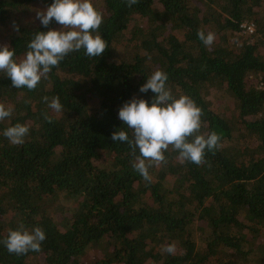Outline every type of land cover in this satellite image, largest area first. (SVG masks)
Listing matches in <instances>:
<instances>
[{
  "label": "trees",
  "instance_id": "obj_1",
  "mask_svg": "<svg viewBox=\"0 0 264 264\" xmlns=\"http://www.w3.org/2000/svg\"><path fill=\"white\" fill-rule=\"evenodd\" d=\"M52 2L0 0V46L19 61L35 32L61 30L36 18ZM91 2L103 15L101 57L70 53L33 91L0 72V104L13 110L0 121V241L21 223L46 234L40 252L0 243V264H264V0ZM243 21L254 32L235 43ZM201 30L215 34L211 46ZM156 70L202 110L200 134L220 141L199 166L170 146L145 181L111 137L121 128L131 138L119 109L134 97L151 104L139 88ZM45 96H59L62 112ZM17 123L29 128L21 145L3 135Z\"/></svg>",
  "mask_w": 264,
  "mask_h": 264
},
{
  "label": "clouds",
  "instance_id": "obj_2",
  "mask_svg": "<svg viewBox=\"0 0 264 264\" xmlns=\"http://www.w3.org/2000/svg\"><path fill=\"white\" fill-rule=\"evenodd\" d=\"M127 6L139 0H124ZM36 18L44 28L53 20L62 25L59 31H37L27 44L28 51L19 61L15 51L8 45L0 46V72L11 79L13 87L36 89L42 78L54 67H59L70 53H83L88 58L101 57L108 45L99 34L103 15L94 8L91 0H53ZM19 32V26L14 24ZM205 46H211L214 33L197 32ZM168 76L162 70L154 71L140 88L141 93L149 90L154 94L151 104L141 98H132L119 109L118 117L131 130V138L125 130H116L111 139L128 144L134 156L133 168L145 181H151L149 167L165 161L164 153L171 148L179 153L182 162L196 165L205 163V152H214L219 147L220 136L216 132L200 134L202 110L187 95L174 96L167 87ZM48 108L56 113L63 110L59 96L43 97ZM12 109L0 104V121L11 117ZM46 120L51 122L45 114ZM27 125L15 124L4 130L3 135L13 145H21L28 135ZM137 150L139 154L137 155ZM46 239L43 229L28 230L21 223L16 230H9L0 241L10 254L22 255L29 251L40 252ZM168 254L175 253V244L163 248Z\"/></svg>",
  "mask_w": 264,
  "mask_h": 264
},
{
  "label": "built area",
  "instance_id": "obj_3",
  "mask_svg": "<svg viewBox=\"0 0 264 264\" xmlns=\"http://www.w3.org/2000/svg\"><path fill=\"white\" fill-rule=\"evenodd\" d=\"M254 32V25L251 22L243 21L239 24L238 33L244 35L245 37L250 38ZM249 36V37H248ZM257 87L264 90V79H259L257 82ZM264 108V103H263Z\"/></svg>",
  "mask_w": 264,
  "mask_h": 264
},
{
  "label": "rangeland",
  "instance_id": "obj_4",
  "mask_svg": "<svg viewBox=\"0 0 264 264\" xmlns=\"http://www.w3.org/2000/svg\"><path fill=\"white\" fill-rule=\"evenodd\" d=\"M244 40H250V39H248L247 37H245L244 35H242V36L238 37L237 40L234 39V40H232V41H234L235 43H237V42L240 43V42H242V41H244ZM232 41H231V42H232ZM206 96H207V98L210 97L209 94H207ZM216 96H217V95H216ZM197 235H198V233H197Z\"/></svg>",
  "mask_w": 264,
  "mask_h": 264
}]
</instances>
